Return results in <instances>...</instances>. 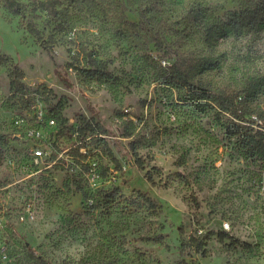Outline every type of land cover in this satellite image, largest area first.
Listing matches in <instances>:
<instances>
[{
    "label": "rangeland",
    "instance_id": "rangeland-1",
    "mask_svg": "<svg viewBox=\"0 0 264 264\" xmlns=\"http://www.w3.org/2000/svg\"><path fill=\"white\" fill-rule=\"evenodd\" d=\"M15 1L0 55L28 100L0 64V264H264V28L205 42L249 0ZM30 130L60 158L35 160Z\"/></svg>",
    "mask_w": 264,
    "mask_h": 264
},
{
    "label": "trees",
    "instance_id": "trees-1",
    "mask_svg": "<svg viewBox=\"0 0 264 264\" xmlns=\"http://www.w3.org/2000/svg\"><path fill=\"white\" fill-rule=\"evenodd\" d=\"M55 0H47L45 2L39 3L42 9L48 10L50 12H54ZM4 6L14 14H21L22 8L18 2L15 0H5ZM224 29H219L216 33H210L206 36L205 42L208 45H212L213 42L217 40V38L226 32V29H246V30H259L264 28V0H249L244 8L239 10L230 11L226 14L225 19L221 23ZM27 30L35 36H38V29L33 25V23L28 22L26 24ZM157 42L159 41L156 39ZM251 59L246 57V62H249ZM10 62V58L7 55H0V64H5ZM10 69L8 72L9 78V88L11 91L23 95L27 98V90L26 86L23 82V72L19 69V67L10 62ZM85 73L89 74L90 77H107L108 73L99 69H85ZM180 80L183 84L189 86V88H199L195 85H191L186 79L180 77ZM198 91V90H197ZM215 99L219 104L221 110L228 112L232 118L237 120H245V117L250 114V112L243 108L239 107L238 104L234 101V99L225 94H216ZM100 126L98 122H94L91 118H83L80 125L75 129L76 138L80 140H84L86 137L90 136L91 139H95V134L99 133ZM99 140V138H98ZM6 141V137L4 135H0V144H4ZM254 145V143H253ZM252 145V146H253ZM258 149H262L263 143L258 140L257 141ZM251 148V147H250ZM1 152V151H0ZM75 153L79 154V157L85 159L86 155L82 153V151H78L75 149ZM88 203L92 202L90 197L87 199ZM197 242L198 239L193 238ZM30 257L34 259L36 262H41V258L38 255H35L32 251H30Z\"/></svg>",
    "mask_w": 264,
    "mask_h": 264
},
{
    "label": "built area",
    "instance_id": "built-area-1",
    "mask_svg": "<svg viewBox=\"0 0 264 264\" xmlns=\"http://www.w3.org/2000/svg\"><path fill=\"white\" fill-rule=\"evenodd\" d=\"M41 118H42V114L38 116L39 120H41ZM49 122L50 124L55 125L54 119H50ZM28 135L30 136V139L35 138L38 141V143L35 142L30 147L32 156L35 160L46 155L49 156L50 158L55 157L59 159L60 156L62 155V151L60 152L61 149L56 150L50 147V145L52 146V143L53 144L56 143L55 139L53 140V142H51L50 137H44L40 131L35 132L34 130H30Z\"/></svg>",
    "mask_w": 264,
    "mask_h": 264
}]
</instances>
